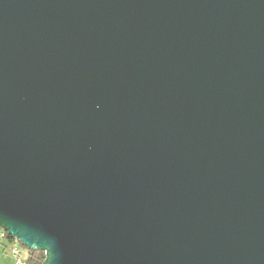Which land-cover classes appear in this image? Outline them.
I'll use <instances>...</instances> for the list:
<instances>
[{
	"label": "water",
	"instance_id": "95a60500",
	"mask_svg": "<svg viewBox=\"0 0 264 264\" xmlns=\"http://www.w3.org/2000/svg\"><path fill=\"white\" fill-rule=\"evenodd\" d=\"M0 227L43 264H264V0H0Z\"/></svg>",
	"mask_w": 264,
	"mask_h": 264
},
{
	"label": "trees",
	"instance_id": "16d2710c",
	"mask_svg": "<svg viewBox=\"0 0 264 264\" xmlns=\"http://www.w3.org/2000/svg\"><path fill=\"white\" fill-rule=\"evenodd\" d=\"M7 239L13 240V241L17 240L14 236L10 235L9 233H7ZM17 241L19 242L21 247H23L26 250V255L24 256V258L27 264H43V261L45 259V256H44L45 253H43V251H40L37 249H30L24 244H22L20 240H17Z\"/></svg>",
	"mask_w": 264,
	"mask_h": 264
},
{
	"label": "crops",
	"instance_id": "0c3cea01",
	"mask_svg": "<svg viewBox=\"0 0 264 264\" xmlns=\"http://www.w3.org/2000/svg\"><path fill=\"white\" fill-rule=\"evenodd\" d=\"M16 241L9 239H0V264H14L16 259L12 254L11 247Z\"/></svg>",
	"mask_w": 264,
	"mask_h": 264
},
{
	"label": "built area",
	"instance_id": "2783aa9c",
	"mask_svg": "<svg viewBox=\"0 0 264 264\" xmlns=\"http://www.w3.org/2000/svg\"><path fill=\"white\" fill-rule=\"evenodd\" d=\"M7 231L0 227V239L7 238ZM12 254L15 256V263L14 264H27L25 258L23 257L22 248L19 242L16 240V243L11 247Z\"/></svg>",
	"mask_w": 264,
	"mask_h": 264
},
{
	"label": "rangeland",
	"instance_id": "374dc122",
	"mask_svg": "<svg viewBox=\"0 0 264 264\" xmlns=\"http://www.w3.org/2000/svg\"><path fill=\"white\" fill-rule=\"evenodd\" d=\"M22 248V253H23V257L26 255V250L23 248V247H21Z\"/></svg>",
	"mask_w": 264,
	"mask_h": 264
}]
</instances>
